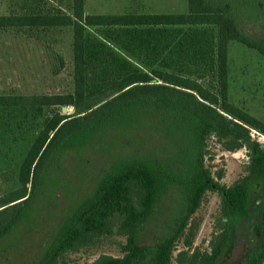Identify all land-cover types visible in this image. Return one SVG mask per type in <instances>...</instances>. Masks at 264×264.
Segmentation results:
<instances>
[{
	"label": "trees",
	"instance_id": "1",
	"mask_svg": "<svg viewBox=\"0 0 264 264\" xmlns=\"http://www.w3.org/2000/svg\"><path fill=\"white\" fill-rule=\"evenodd\" d=\"M255 1L112 15L86 14L85 0H15L19 10L0 15V32L68 28L72 38V92L0 95V139L26 143L18 188L0 198V264L31 240L42 244L27 264H60L112 235L125 239L123 255L88 264H171L180 241L176 264H224L244 229L243 264H264V147L250 134H264V123L228 97L229 42L264 58V37L238 22ZM211 138L222 151L246 150V174L231 186L205 165ZM207 192L221 197L223 225L200 252L192 216Z\"/></svg>",
	"mask_w": 264,
	"mask_h": 264
},
{
	"label": "rangeland",
	"instance_id": "2",
	"mask_svg": "<svg viewBox=\"0 0 264 264\" xmlns=\"http://www.w3.org/2000/svg\"><path fill=\"white\" fill-rule=\"evenodd\" d=\"M15 0H0V15L18 11ZM50 5L59 7L60 0H49ZM66 0H62L64 8ZM187 0H85L86 14H123V13H184ZM238 22L251 36L264 37V0H256L253 5L239 9ZM71 31L68 28L53 30L47 36L29 37L17 31L0 32V95H56L72 92V53ZM56 56H60L63 67L59 68ZM228 97L230 103L245 110L252 117L264 123V58L256 51L237 42L228 44ZM67 113H74L72 107ZM253 140L264 147V134L255 130L250 132ZM11 140L0 139V198L18 188L17 177L25 144H14ZM104 147L106 153H112L110 146ZM102 150V149H101ZM209 155L205 165L212 173L221 171L219 183L225 187L246 174L248 159L246 150L234 153L220 149L213 138L208 141ZM87 160H104L100 155L86 153ZM85 172L88 171L84 168ZM89 186L86 179L78 190ZM221 197L218 193L207 192L193 214L192 219L199 222L192 249L200 252L210 249L213 234L223 225L220 219ZM160 221V220H159ZM237 240L224 264H243L245 249L249 245V235L245 229L240 231ZM125 239L112 235L100 240L96 246L81 248L65 255L64 263L88 264L101 255L121 257V244ZM42 239L31 240L21 256L12 258L8 264H27L40 249ZM191 249V250H192ZM186 250L182 241L173 252L171 264L178 252Z\"/></svg>",
	"mask_w": 264,
	"mask_h": 264
},
{
	"label": "water",
	"instance_id": "3",
	"mask_svg": "<svg viewBox=\"0 0 264 264\" xmlns=\"http://www.w3.org/2000/svg\"><path fill=\"white\" fill-rule=\"evenodd\" d=\"M66 112H67V109H66L65 107H63V108H62V113H63V114H66Z\"/></svg>",
	"mask_w": 264,
	"mask_h": 264
}]
</instances>
